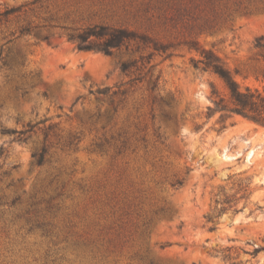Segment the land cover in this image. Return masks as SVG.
Masks as SVG:
<instances>
[{"label":"rangeland","instance_id":"rangeland-1","mask_svg":"<svg viewBox=\"0 0 264 264\" xmlns=\"http://www.w3.org/2000/svg\"><path fill=\"white\" fill-rule=\"evenodd\" d=\"M26 1L0 0V8ZM33 8L4 32L27 21L106 24L164 49L136 40L130 52L80 50L60 28L7 45L8 61L25 60L15 73L0 70V264H264V123L215 109L220 100L234 107L232 95L203 63L212 51L241 90L264 95L255 48L264 0H41ZM150 54V63L140 60ZM130 57L143 73L154 65L133 86L120 68ZM22 83L34 85L27 97L15 89ZM105 87L128 91L97 92ZM41 120L28 139L1 130ZM44 145L39 165L33 153Z\"/></svg>","mask_w":264,"mask_h":264},{"label":"trees","instance_id":"trees-1","mask_svg":"<svg viewBox=\"0 0 264 264\" xmlns=\"http://www.w3.org/2000/svg\"><path fill=\"white\" fill-rule=\"evenodd\" d=\"M41 0H30L24 3H21L17 6H5L0 8V34L4 43L0 44V70H7V72H13L17 70V67L23 65L24 56H18L14 59L13 62L8 61L7 59V45L14 42L15 39L25 35H37L42 39H49L51 36V30L54 28L62 29L69 40L76 43L78 49L80 50H96L102 51L106 54L113 55L116 53H122L124 50L130 52L131 44L133 41H140L145 44H153L155 50H162L164 47L158 42L152 40L145 34H140L135 30H130L126 27H115L106 24H93L83 28H71L65 25L51 24V23H38L34 24L31 21H27L21 25L16 30L11 31L9 34L4 32L3 26L9 23L13 17H19L22 13H27L29 10L34 11V6L38 5ZM43 30H46L47 33H44ZM255 48L258 50V55L264 57V36H260L255 41ZM153 54L148 56H142L140 60L148 63L151 62ZM203 63L206 67L211 68L216 72L228 86L234 107L230 108L223 103V100L216 102L215 109L226 110L229 109L232 112L243 114L247 117H250L258 122L264 123V115L260 111V105H264V95L258 92L251 91L250 88H246L245 91L241 90L238 82L235 80L231 71L225 66L221 59L214 55L210 50L203 51ZM135 58L122 59L120 61V68L122 72L129 76V80L124 84L133 86L134 84L144 80L146 75L151 71L154 65L143 73L142 69L138 66L139 61ZM32 73V72H31ZM159 76L154 82L152 89H156L159 84ZM123 85V84H122ZM26 87L22 84H17L15 89L20 92L23 97H27L30 93L32 87ZM127 89L114 90L111 91L110 88H100L97 90L98 93L113 96L117 94H126ZM48 92H44V96H48ZM212 110V108H209ZM44 120L33 123L29 121L25 124L23 129H10L2 128L4 134H18L20 136H26V139L30 137L35 131V128L38 124L42 123ZM50 128L54 127L52 125ZM19 140H21L19 138ZM48 153L47 147L44 145L41 150L35 151L33 156L36 159V163L41 165L46 161V156Z\"/></svg>","mask_w":264,"mask_h":264}]
</instances>
